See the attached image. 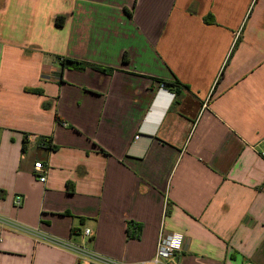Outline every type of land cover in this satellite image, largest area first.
<instances>
[{
	"label": "crops",
	"instance_id": "crops-1",
	"mask_svg": "<svg viewBox=\"0 0 264 264\" xmlns=\"http://www.w3.org/2000/svg\"><path fill=\"white\" fill-rule=\"evenodd\" d=\"M162 232L160 264H264V0H0V264Z\"/></svg>",
	"mask_w": 264,
	"mask_h": 264
},
{
	"label": "built area",
	"instance_id": "built-area-1",
	"mask_svg": "<svg viewBox=\"0 0 264 264\" xmlns=\"http://www.w3.org/2000/svg\"><path fill=\"white\" fill-rule=\"evenodd\" d=\"M162 87H165V83H162ZM35 167L37 170L40 171V173L38 174V178L41 181L46 182L48 178L49 169L44 167L43 163L39 161L35 163ZM22 202H23V197L21 195H17L15 199L16 205H20L22 204ZM6 222L7 224H9L10 226L16 229L26 231L29 233H37L35 229L22 225L17 221L9 220ZM84 234L89 236L91 234V229L86 228L84 230ZM47 241L55 246L75 251L78 255V261L76 262V264H92V263L131 264V263H126L122 260L114 259L104 254L97 253L82 243H76L73 241H64L56 237H48ZM183 241H184V236L179 232H168V233L162 232L159 237V241L154 257L151 258L150 260L141 261L140 264L163 263L166 259L174 255V253L182 247ZM244 264H254V263L251 261H246Z\"/></svg>",
	"mask_w": 264,
	"mask_h": 264
},
{
	"label": "trees",
	"instance_id": "trees-1",
	"mask_svg": "<svg viewBox=\"0 0 264 264\" xmlns=\"http://www.w3.org/2000/svg\"><path fill=\"white\" fill-rule=\"evenodd\" d=\"M62 17L58 19V21L61 23L62 22ZM63 64H65V66H68L70 68H77V69H84L86 68L87 66H92V67H96V68H99L97 65H94V64H89V63H86L84 61H80V60H75V59H70V58H66L64 59L63 61ZM104 70H108L110 71V69H104ZM29 90H36V89H31V88H28Z\"/></svg>",
	"mask_w": 264,
	"mask_h": 264
}]
</instances>
